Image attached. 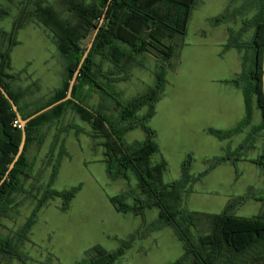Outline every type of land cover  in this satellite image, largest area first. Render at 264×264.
Returning a JSON list of instances; mask_svg holds the SVG:
<instances>
[{
    "label": "trees",
    "instance_id": "obj_1",
    "mask_svg": "<svg viewBox=\"0 0 264 264\" xmlns=\"http://www.w3.org/2000/svg\"><path fill=\"white\" fill-rule=\"evenodd\" d=\"M248 1L256 4L255 15L246 19L239 31L230 29V37L225 45V48L236 47L253 51L252 61L244 58L242 73L230 80L244 91L246 116L233 129H209L211 134L220 139L230 138L250 124L254 99L263 117L262 124L254 132L264 130V0ZM200 2L201 0H62L66 12L63 13L48 0L21 1L20 14L14 21L13 29L10 32L0 30V83L14 99L23 119L66 96L69 83L88 47H82L81 41L91 34L93 37L100 20H104L74 85V100L63 102L26 124L27 137L23 153L0 185V227L3 226V218L19 214L23 201L31 200L34 205L20 229L13 234H0V264L6 259H18L23 264H28L30 258L21 247L29 240L39 212L49 200L56 197L63 200L62 209L67 211L74 196L81 189L77 186L58 191L51 187V182L58 174L59 161L68 155L60 134L70 129H75L77 133H88L84 128L71 121L59 127L60 134L54 137V148L61 143V150L58 157L54 158L53 148L45 161L44 167L53 165L51 181L46 187L39 185L40 173L36 177L32 176L33 164L27 156V149L31 144L39 146L45 140L46 133L43 128L56 122H64V117L69 113L91 127L92 131L88 135L102 139L100 146L104 148V163L111 180L128 179L130 172L138 180V188L145 198H139L138 203L131 205L126 202L125 194L114 196L111 203L115 209L135 215L142 214L145 208L159 207L162 210V215L152 226V231L171 227L183 242L186 254L172 264H264V207L258 216L241 217L235 214V210L243 204L245 197H239L236 203L231 201L218 214L193 212L183 206L184 197L190 192L192 185L209 170L238 157L239 150L243 151L245 144L240 145L235 152L210 160L208 169L198 176L190 172L193 158L189 154L182 164L181 178L171 184L163 182L167 162H151L152 156L159 152V146L156 142V130L148 123L156 114V104L164 90L168 70L176 69L188 23ZM159 4L167 6L168 12L165 15L157 7ZM9 14L8 7L1 8L0 20ZM230 16L226 12L214 17L212 22L220 24ZM30 19L47 28L57 49L67 61L61 86L46 101L37 99L31 102L25 96L26 88L16 90L13 87V82L19 75L11 72V52L19 44L18 31ZM250 26L255 29L251 41L241 42L239 37ZM151 52L157 53L160 61L155 71V84L141 95L127 101L121 100L119 94L113 90L115 84L127 80L133 68L143 66L141 57ZM27 91L32 94L29 87ZM93 92L98 93L101 98L113 99L118 115H107L103 105H89L88 99ZM144 107L148 108L147 113L138 117V111ZM16 120L18 117L10 102L0 91V181L18 153L22 140V128L14 125ZM135 128H142L146 132V138L127 144L124 137ZM255 162L264 167V154ZM30 180L33 182L28 185ZM200 224L206 225L207 232L199 235L196 240L192 230ZM135 239L132 236L114 251L95 247V256L77 264H120V258Z\"/></svg>",
    "mask_w": 264,
    "mask_h": 264
},
{
    "label": "rangeland",
    "instance_id": "obj_2",
    "mask_svg": "<svg viewBox=\"0 0 264 264\" xmlns=\"http://www.w3.org/2000/svg\"><path fill=\"white\" fill-rule=\"evenodd\" d=\"M21 1L0 0V9L8 7L10 11L8 16L0 20L1 31L10 32L13 29L14 21L20 14ZM48 1L66 13L62 0ZM157 7L163 15L168 12L165 4ZM256 10V4H251L248 0H201L193 11L177 57L176 69L168 70L164 90L156 104L158 114L148 123L156 130V142L159 146V152L152 156L151 162L158 164L165 160L168 164L163 182L171 184L181 178V164L189 154L193 158L194 169L202 172L207 164L204 159L206 155L224 156L238 149L242 136L226 142L222 152L218 148L205 147L199 139L204 135L191 117L200 111H210L225 105V98L223 102L217 92L225 84L217 80L222 76H229V59L228 55L221 53L220 42L225 29L239 31L244 26V21L253 17ZM226 12L231 14L228 20L220 24L212 22L214 17ZM91 35L81 41L82 47L89 45ZM17 40L19 44L11 52V72L17 73L19 77L13 82V87L16 90L26 88L25 96L31 102L37 99L46 101L61 86L67 61L57 49L47 28L34 19L28 20L18 31ZM239 40L241 41V37ZM140 61L143 66L133 68L130 77L116 83L113 88L123 101L145 93L156 82L155 71L160 65L157 53H147ZM28 87L32 89V94L27 91ZM88 102L93 107L103 105L106 114L111 117L118 115L113 99L101 98L98 93L93 92ZM147 111L148 108L144 107L138 111L137 116L141 117ZM63 121L43 128L45 140L39 146L33 143L27 149V156L35 165L33 177L40 173L39 185L42 187H46L51 181L53 165H44L54 148L55 135L60 134L59 127L72 122L88 133L92 131L87 123L72 113L67 114ZM88 133H77L75 129H70L60 134L68 155L59 161L58 174L51 182V187L58 191L77 186L81 189L67 211L62 209L63 200L56 197L49 200L39 212L29 240L21 247L30 258L28 264H77L95 256V247L114 251L132 236L136 239L120 258V264H172L184 257L186 254L183 242L171 227L152 231V226L162 215L159 207L145 208L139 215L125 214L115 209L111 203L114 196L125 194L126 202L131 205L145 196L139 190L138 180L132 172L128 179H110L104 163V148L100 146L102 139L91 137ZM253 137V145L261 149L257 135ZM145 138L146 132L142 128H135L125 135L124 140L127 144H132ZM60 144L54 148V158L58 157ZM239 151L238 155L247 153ZM258 159L251 162L256 163ZM238 164L240 177L236 182L227 171L211 173L193 185L184 197L183 206L193 212L218 214L231 201L236 203L239 197H245L246 200L236 208L235 214L241 217L258 216L264 207V201H261L264 199L261 170L254 173L250 171L253 166L249 163ZM260 167L264 171V167ZM252 184L254 190L248 191L247 186ZM21 204L19 214H14V217L11 214V217L2 219L0 234H13L24 225L34 204L31 200H25ZM206 232L207 227L203 224L192 230L196 240ZM3 264L23 263L18 259H6Z\"/></svg>",
    "mask_w": 264,
    "mask_h": 264
},
{
    "label": "crops",
    "instance_id": "obj_3",
    "mask_svg": "<svg viewBox=\"0 0 264 264\" xmlns=\"http://www.w3.org/2000/svg\"><path fill=\"white\" fill-rule=\"evenodd\" d=\"M229 31L230 28L225 29L223 38L220 42L221 53L223 52L224 55H228L229 61L227 63V68H228L229 76H222L217 80L218 82L220 83L222 82L223 84H225L224 88L217 90V92L220 93L223 102L225 98V105L217 106L214 110H210V111H206V110L200 111L199 113H196L194 116H192L191 120L195 124H198L200 133L204 135V136L200 135L201 137L199 139L201 143L208 148L214 147L216 148V150L218 148L219 151L222 152L224 150V146L226 142L231 141L233 138H236L237 136L243 137L241 142L238 143V147L242 144H245V149L243 151H246L247 152L246 154L243 155V153H241L238 156V157L241 156L240 159L236 157L227 160L219 164L215 168L209 170L204 176H202V178H204L206 176H209V174L211 173L224 170L227 171L231 176L233 175L234 181L236 182L240 177V174L238 176V171H239V168L237 167L239 165L238 163H243V162L249 163L251 166H253V169L250 170L251 172L253 171L254 173H257L259 170H261L260 174L262 175L260 176L264 178V173H263L264 171H262L260 165L251 162L252 160L260 158L264 153V130H260L258 131V133L254 132V129L259 127L263 122L261 110L257 107L256 101L254 99L252 120L250 124L247 125L241 132L227 139H220L209 132V129H217V130L233 129L237 127L246 116V102H245L244 91L241 87H238L234 83L230 82V80L234 79L235 77H237L239 74L242 73L244 58H247V60L251 62L254 56H253V51L251 50L246 51L245 49H239L236 47L225 48V45L228 43L230 37ZM254 31H255L254 27L250 26L249 29L242 34L241 41L242 42L251 41L254 35ZM157 114L158 112L156 110V114L154 115V117L157 116ZM255 134L257 135L258 145L261 146V149H257L256 146L253 145L252 143V140L254 139L253 135ZM255 150L256 152H254ZM250 153L252 156H250ZM221 156L223 155L222 154H214L212 156L206 155L204 159L206 160L207 164L202 172H198L197 170H195L192 163L191 171H190L191 174L194 176L203 174L209 167V161L216 157H221ZM29 160L33 164V169H32V176H33L35 165L32 159ZM182 164H181V169H182ZM202 178L197 182H200ZM32 181L33 180H30L27 184L30 185ZM253 186H254L253 184L248 185L247 186L248 191L252 190ZM255 200L259 202V200L257 199Z\"/></svg>",
    "mask_w": 264,
    "mask_h": 264
},
{
    "label": "water",
    "instance_id": "obj_4",
    "mask_svg": "<svg viewBox=\"0 0 264 264\" xmlns=\"http://www.w3.org/2000/svg\"><path fill=\"white\" fill-rule=\"evenodd\" d=\"M110 4V1L108 2V5ZM103 18L100 20V23H99V26L97 27L83 57H82V60L80 62V64L78 65V68L77 70L75 71L70 83H69V87H68V91H67V94L64 98H62L61 100L53 103L52 105L40 110L39 112L33 114L32 116H30L29 118L27 119H23L21 114H20V111L18 110V106L17 104L15 103L14 99L10 96V94L8 93V91L5 89V87L0 83V91L3 93V95L6 97V99L10 102L11 106H12V109L13 111L16 113L17 117H18V120L20 121L21 123V128H22V140H21V143H20V146H19V150H18V153L15 155L14 157V160L12 161V163L10 164L7 172L5 173V176L2 178V180L0 181V185L2 184V182L9 176L10 172L13 170V168L15 167L17 161L19 160L21 154L23 153V150H24V147H25V144H26V124L36 118L37 116L51 110L52 108L58 106L59 104L63 103V102H66L68 100H74V97L72 95L73 93V89H74V85L78 79V76L80 75V71L82 69V66L85 62V60L87 59L88 55H89V52L91 50V48L93 47V44H94V41H95V38L98 34V31L100 30V27L103 23ZM263 71H264V59H263ZM263 91H264V73H263Z\"/></svg>",
    "mask_w": 264,
    "mask_h": 264
},
{
    "label": "built area",
    "instance_id": "obj_5",
    "mask_svg": "<svg viewBox=\"0 0 264 264\" xmlns=\"http://www.w3.org/2000/svg\"><path fill=\"white\" fill-rule=\"evenodd\" d=\"M14 125L18 126L19 128H21V123L19 120L14 121Z\"/></svg>",
    "mask_w": 264,
    "mask_h": 264
}]
</instances>
